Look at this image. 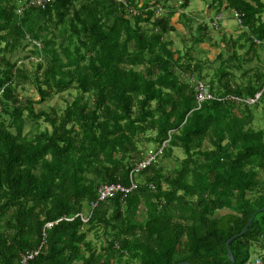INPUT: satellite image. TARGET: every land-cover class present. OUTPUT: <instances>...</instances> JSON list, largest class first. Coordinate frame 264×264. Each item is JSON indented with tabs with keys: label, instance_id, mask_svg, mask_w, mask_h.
Wrapping results in <instances>:
<instances>
[{
	"label": "trees",
	"instance_id": "16d2710c",
	"mask_svg": "<svg viewBox=\"0 0 264 264\" xmlns=\"http://www.w3.org/2000/svg\"><path fill=\"white\" fill-rule=\"evenodd\" d=\"M190 2L0 0V264L39 248L25 264H230L232 237L233 264H264V0H202L211 24L185 15ZM175 14L196 25L184 51ZM199 44L219 50L212 62ZM192 77L213 96L199 109ZM26 84L38 100L19 96ZM72 90L63 110H36ZM164 142L134 191L89 208Z\"/></svg>",
	"mask_w": 264,
	"mask_h": 264
},
{
	"label": "rangeland",
	"instance_id": "374dc122",
	"mask_svg": "<svg viewBox=\"0 0 264 264\" xmlns=\"http://www.w3.org/2000/svg\"><path fill=\"white\" fill-rule=\"evenodd\" d=\"M204 5L205 4H204V2H202V0H191L188 9L185 11V13L187 12V14H185V15H187L188 18H191V17L194 18L195 17L199 21L204 20L203 18H207L208 24L209 23L211 24V21H212V20H210L211 13L204 12V10H203ZM179 12L180 11H178V13ZM227 15H228V12L223 13V18H222L220 25L222 27H224L225 29L231 31L228 33L236 34V32H238L236 20L228 17ZM199 16H202L203 18H200ZM174 24L176 26L175 27L176 32L171 34V38H170L173 41V49L184 51L183 44H185V45H187V47H189L190 45L188 44V40H189L188 38L193 37V39H194V37H195L193 34H195L194 31H195L196 25L194 23L191 25L192 31L189 34V33H187V31H185V29H183V27H182L183 25H182L181 20H179L177 22L174 21ZM211 34L213 35V33H211ZM216 35L217 34L215 33V37H216ZM217 39H218V37H217ZM186 42H187V44H186ZM27 51H29V50H27ZM197 51H198V58L199 59H208L209 62H212L215 59L216 54L219 52L218 49L210 48L206 44H202V45L199 44ZM23 54H27V52H25ZM195 56L197 57V53H195ZM259 57H260V59L264 58V52H260ZM25 67L28 70L32 69L31 64H28L26 62H25ZM209 72L210 71H207V73H209ZM203 73H204V75H206V71H204ZM208 75L210 76V74H208ZM203 79H200V80H203L204 82L208 83L209 78H203ZM19 91H20L19 96H21L22 98L30 97L34 100H38V98H39V96L35 92L33 86H31L29 84L24 85L23 90L19 89ZM75 95H76V92L73 90L70 91L69 93L67 92V93H64L62 95H55L49 101H47V103H44L41 105H36L35 106L36 110H39L41 108L49 109V107H54L56 109L58 108L60 110H63L65 107V103H66L65 101L70 102L74 98ZM263 113H264L263 105L259 104L258 107L256 108V111H255V117H256L255 118L256 119L255 127L264 129ZM29 125L30 124H28V126L26 127V131H28L30 129ZM142 148L146 149V152H148L150 150L155 149L156 146L151 145V143H148V144L144 143L142 145ZM176 158H179V159L184 158L183 151L179 148H176L173 150L172 158L169 159L168 161H165L164 164L167 165L168 167H171L172 165L176 164V161L174 160ZM89 237L92 238V235L90 234ZM260 254L261 253H255V256L260 257Z\"/></svg>",
	"mask_w": 264,
	"mask_h": 264
},
{
	"label": "built area",
	"instance_id": "2783aa9c",
	"mask_svg": "<svg viewBox=\"0 0 264 264\" xmlns=\"http://www.w3.org/2000/svg\"><path fill=\"white\" fill-rule=\"evenodd\" d=\"M51 1L52 0H25L27 6H38L41 9H45V7H47L51 3ZM161 12H162V9H157L158 16L161 14ZM189 80H191L194 83L193 87L195 90L196 108L199 109L204 102L212 100L213 96L211 95L208 85H206V83H204L202 80L195 79L193 77L190 78ZM1 92H0V95H1ZM260 95H261L260 93H257L254 98L243 100V101L240 99L234 98V97L226 98L225 100H230V101H235V102L242 101L247 104H254L255 102L258 101ZM0 110H1V105H0ZM166 144L167 142H164L161 147L155 148L153 150L146 152L144 158L135 165L132 172L130 173L129 187H123L121 185H112V184L101 185L97 190V196H96L97 198L89 204V208L93 210L97 208L99 204L107 200H110L117 195H120L122 196V198H125L129 193L134 191L138 185L136 176L140 172L146 170L150 165L156 162L157 157L162 154V151ZM150 187L151 189L154 188L153 186H150ZM78 216L81 218L83 222H86L88 219L86 218L85 215L80 214ZM71 220L72 219H69V221ZM39 250L40 248L37 249L36 251L28 252L22 255L21 264H25L28 260L33 259V257L38 254ZM251 264H262V262L259 258L255 257Z\"/></svg>",
	"mask_w": 264,
	"mask_h": 264
},
{
	"label": "water",
	"instance_id": "95a60500",
	"mask_svg": "<svg viewBox=\"0 0 264 264\" xmlns=\"http://www.w3.org/2000/svg\"><path fill=\"white\" fill-rule=\"evenodd\" d=\"M259 211H260V212H263L264 209H260ZM255 216H256V214H253V215L251 216V218L249 219V221H248L247 225L245 226L244 230L241 232V234H240L241 236L244 235V234L246 233V231H247L249 225L251 224V222L253 221V219H254ZM234 239H235V237H232L231 239L227 240V242H226V246H227V255H228V258H229V260H230V264H233V263H234V259H233V256H232V254H231V251H230V249H229V244H230ZM182 264H189V263L184 262V263H182Z\"/></svg>",
	"mask_w": 264,
	"mask_h": 264
},
{
	"label": "crops",
	"instance_id": "0c3cea01",
	"mask_svg": "<svg viewBox=\"0 0 264 264\" xmlns=\"http://www.w3.org/2000/svg\"><path fill=\"white\" fill-rule=\"evenodd\" d=\"M206 9V5H204V9L203 10H205ZM186 14H187V12H186ZM219 17H220V15H219ZM178 21L179 20V17H178V14H175L174 16H173V18H172V20H171V23L174 25V27H176L175 26V24H174V21ZM225 29V28H224ZM227 32H231L230 30H227V29H225Z\"/></svg>",
	"mask_w": 264,
	"mask_h": 264
}]
</instances>
